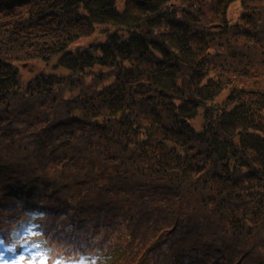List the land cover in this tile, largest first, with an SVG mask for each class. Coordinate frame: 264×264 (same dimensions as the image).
I'll return each mask as SVG.
<instances>
[{
    "label": "trees",
    "instance_id": "1",
    "mask_svg": "<svg viewBox=\"0 0 264 264\" xmlns=\"http://www.w3.org/2000/svg\"><path fill=\"white\" fill-rule=\"evenodd\" d=\"M31 214L100 264H264V0H0V238Z\"/></svg>",
    "mask_w": 264,
    "mask_h": 264
},
{
    "label": "rangeland",
    "instance_id": "2",
    "mask_svg": "<svg viewBox=\"0 0 264 264\" xmlns=\"http://www.w3.org/2000/svg\"><path fill=\"white\" fill-rule=\"evenodd\" d=\"M239 9L236 5L230 16L237 17ZM39 66V65H38ZM30 64L29 68L38 67ZM24 68H27L25 66ZM35 214L22 221L19 231L13 233L12 242L6 244L0 238V264H100L106 260L99 253L93 255H72L66 254L64 248L40 241L36 236L39 232L38 224L34 220ZM33 235V238H30Z\"/></svg>",
    "mask_w": 264,
    "mask_h": 264
},
{
    "label": "snow or ice",
    "instance_id": "3",
    "mask_svg": "<svg viewBox=\"0 0 264 264\" xmlns=\"http://www.w3.org/2000/svg\"><path fill=\"white\" fill-rule=\"evenodd\" d=\"M42 264H44V262H42Z\"/></svg>",
    "mask_w": 264,
    "mask_h": 264
}]
</instances>
